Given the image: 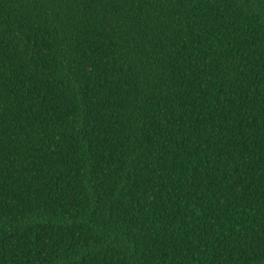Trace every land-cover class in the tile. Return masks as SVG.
<instances>
[{
  "label": "trees",
  "instance_id": "obj_1",
  "mask_svg": "<svg viewBox=\"0 0 264 264\" xmlns=\"http://www.w3.org/2000/svg\"><path fill=\"white\" fill-rule=\"evenodd\" d=\"M0 264H264V0H0Z\"/></svg>",
  "mask_w": 264,
  "mask_h": 264
}]
</instances>
